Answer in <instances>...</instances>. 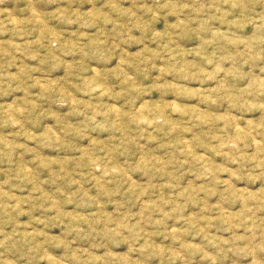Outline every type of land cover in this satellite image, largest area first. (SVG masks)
<instances>
[{
  "label": "rangeland",
  "instance_id": "rangeland-1",
  "mask_svg": "<svg viewBox=\"0 0 264 264\" xmlns=\"http://www.w3.org/2000/svg\"><path fill=\"white\" fill-rule=\"evenodd\" d=\"M0 264H264V0H0Z\"/></svg>",
  "mask_w": 264,
  "mask_h": 264
}]
</instances>
